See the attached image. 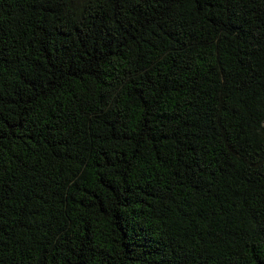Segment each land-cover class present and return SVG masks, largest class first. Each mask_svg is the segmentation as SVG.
<instances>
[{"label": "trees", "instance_id": "1", "mask_svg": "<svg viewBox=\"0 0 264 264\" xmlns=\"http://www.w3.org/2000/svg\"><path fill=\"white\" fill-rule=\"evenodd\" d=\"M0 264H264V0H0Z\"/></svg>", "mask_w": 264, "mask_h": 264}]
</instances>
